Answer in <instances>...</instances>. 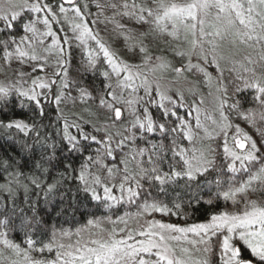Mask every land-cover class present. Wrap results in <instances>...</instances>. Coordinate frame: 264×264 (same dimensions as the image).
<instances>
[{
	"label": "snow or ice",
	"instance_id": "6c2138e0",
	"mask_svg": "<svg viewBox=\"0 0 264 264\" xmlns=\"http://www.w3.org/2000/svg\"><path fill=\"white\" fill-rule=\"evenodd\" d=\"M0 264H264V0H0Z\"/></svg>",
	"mask_w": 264,
	"mask_h": 264
},
{
	"label": "rangeland",
	"instance_id": "374dc122",
	"mask_svg": "<svg viewBox=\"0 0 264 264\" xmlns=\"http://www.w3.org/2000/svg\"><path fill=\"white\" fill-rule=\"evenodd\" d=\"M81 2L83 3L84 0H82ZM101 2H102V0H101ZM116 2H122V0H116ZM92 11L95 12L96 11L95 8H92ZM108 14L110 15L111 13H108ZM98 28H99V31H100V35L104 39V41L106 43L113 44L114 43V36L111 33V25L108 26V30H105L104 25H102V24L99 25ZM116 46L118 47L119 45L117 44ZM78 54H79V52H74L73 56L78 55ZM73 60H74V57H73ZM72 63H73V61H72ZM71 66H72V64H71ZM71 66H70V69H69V75H70ZM50 71H51V69H49V72ZM205 106L207 108L211 109V107H212V98L211 97L207 98ZM73 113L79 114L80 113V108L79 107H73L71 109H65V115L72 116ZM85 118H87L86 115H85ZM240 124H241V127L245 129V131H247L249 134L253 135V137L255 138L256 133H255V130L252 127L246 125L243 122H240Z\"/></svg>",
	"mask_w": 264,
	"mask_h": 264
},
{
	"label": "trees",
	"instance_id": "16d2710c",
	"mask_svg": "<svg viewBox=\"0 0 264 264\" xmlns=\"http://www.w3.org/2000/svg\"><path fill=\"white\" fill-rule=\"evenodd\" d=\"M74 57V60H73V63H72V66H71V70H70V77H76V75H77V71H78V68H77V65H78V63H79V61H80V56H79V54L78 55H75V56H73ZM76 107H79V106H76ZM71 108H73L72 106H69V108H67V109H71ZM100 115H103V113H100ZM86 117H87V115H86ZM69 118L71 119L72 118V116H69ZM88 118V117H87ZM86 118V119H87ZM5 147L7 148L8 146L7 145H5ZM96 146L95 145H93V148H95ZM10 150V149H9ZM157 218H159V217H157ZM77 219L79 220V217H77ZM171 222H173V223H179V224H184V223H192V222H196L195 221V219H192V220H188V221H185L184 219H178L177 217H172L171 218ZM65 227H67V225H65Z\"/></svg>",
	"mask_w": 264,
	"mask_h": 264
},
{
	"label": "water",
	"instance_id": "95a60500",
	"mask_svg": "<svg viewBox=\"0 0 264 264\" xmlns=\"http://www.w3.org/2000/svg\"><path fill=\"white\" fill-rule=\"evenodd\" d=\"M82 1V0H81Z\"/></svg>",
	"mask_w": 264,
	"mask_h": 264
}]
</instances>
